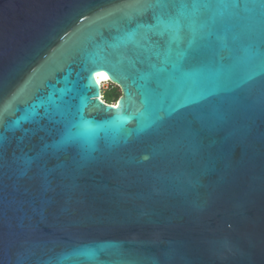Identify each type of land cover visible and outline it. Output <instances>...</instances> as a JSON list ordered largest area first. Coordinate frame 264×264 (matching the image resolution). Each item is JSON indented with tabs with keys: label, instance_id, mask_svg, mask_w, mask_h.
<instances>
[{
	"label": "water",
	"instance_id": "1",
	"mask_svg": "<svg viewBox=\"0 0 264 264\" xmlns=\"http://www.w3.org/2000/svg\"><path fill=\"white\" fill-rule=\"evenodd\" d=\"M6 105L0 264H264V0H0Z\"/></svg>",
	"mask_w": 264,
	"mask_h": 264
},
{
	"label": "snow or ice",
	"instance_id": "2",
	"mask_svg": "<svg viewBox=\"0 0 264 264\" xmlns=\"http://www.w3.org/2000/svg\"><path fill=\"white\" fill-rule=\"evenodd\" d=\"M164 27L168 30L175 29L179 26V21L170 20L163 22ZM123 103V101H121ZM10 105H6L2 110H0V114L3 111H6ZM119 106V105H118ZM72 129H76L75 132ZM97 131V127L94 126L92 121L86 120L83 116L82 111L79 112L78 116L73 115L72 120L69 122V127L64 136L58 141H54L53 143H45L43 145V150H53L58 151L63 146L75 142L77 140L83 139L85 140L89 146L93 143L94 134Z\"/></svg>",
	"mask_w": 264,
	"mask_h": 264
},
{
	"label": "trees",
	"instance_id": "3",
	"mask_svg": "<svg viewBox=\"0 0 264 264\" xmlns=\"http://www.w3.org/2000/svg\"><path fill=\"white\" fill-rule=\"evenodd\" d=\"M115 86H117V85H115ZM119 90H120V88H119ZM101 94H102V99L106 103H115L116 99L121 95V90H120V94L116 96V93L113 90V87L110 86V87H107L106 90H103L101 88Z\"/></svg>",
	"mask_w": 264,
	"mask_h": 264
},
{
	"label": "bare ground",
	"instance_id": "4",
	"mask_svg": "<svg viewBox=\"0 0 264 264\" xmlns=\"http://www.w3.org/2000/svg\"><path fill=\"white\" fill-rule=\"evenodd\" d=\"M95 76L98 82L100 83V85H103L104 80L108 79L105 73H96Z\"/></svg>",
	"mask_w": 264,
	"mask_h": 264
},
{
	"label": "rangeland",
	"instance_id": "5",
	"mask_svg": "<svg viewBox=\"0 0 264 264\" xmlns=\"http://www.w3.org/2000/svg\"><path fill=\"white\" fill-rule=\"evenodd\" d=\"M106 85H107V82L104 81V82H103V85H102V89H103V90H106V89H107V86H106ZM113 86H114L113 89H114V91H115V93H116V96L119 95V94H120V90H119V88H118L117 86H115V84H113ZM108 87H110V84H109ZM111 87H112V86H111ZM115 88H116V90H115ZM117 100H118V99H116V101H117ZM116 101H115V103H116Z\"/></svg>",
	"mask_w": 264,
	"mask_h": 264
},
{
	"label": "flooded vegetation",
	"instance_id": "6",
	"mask_svg": "<svg viewBox=\"0 0 264 264\" xmlns=\"http://www.w3.org/2000/svg\"><path fill=\"white\" fill-rule=\"evenodd\" d=\"M109 84H110V86H112L113 88H114V86H113V83H111V82H107V87L109 86ZM119 88V87H118ZM114 90V89H113ZM115 90H116V88H115Z\"/></svg>",
	"mask_w": 264,
	"mask_h": 264
},
{
	"label": "clouds",
	"instance_id": "7",
	"mask_svg": "<svg viewBox=\"0 0 264 264\" xmlns=\"http://www.w3.org/2000/svg\"><path fill=\"white\" fill-rule=\"evenodd\" d=\"M104 81H106V82H109V81H108V79H106V80H104ZM99 86H100V89H101V88H102V86L100 85V83H99ZM101 95H102V94H101Z\"/></svg>",
	"mask_w": 264,
	"mask_h": 264
},
{
	"label": "built area",
	"instance_id": "8",
	"mask_svg": "<svg viewBox=\"0 0 264 264\" xmlns=\"http://www.w3.org/2000/svg\"><path fill=\"white\" fill-rule=\"evenodd\" d=\"M102 86V85H101ZM101 96V98H102V95H100Z\"/></svg>",
	"mask_w": 264,
	"mask_h": 264
}]
</instances>
